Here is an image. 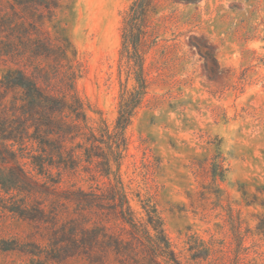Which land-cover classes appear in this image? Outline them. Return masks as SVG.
Wrapping results in <instances>:
<instances>
[{
	"label": "rangeland",
	"instance_id": "obj_1",
	"mask_svg": "<svg viewBox=\"0 0 264 264\" xmlns=\"http://www.w3.org/2000/svg\"><path fill=\"white\" fill-rule=\"evenodd\" d=\"M131 2L59 0L40 22L80 66L75 87L88 125L112 124L121 89L135 85L132 62L120 57ZM144 50L147 89L120 166L133 207L141 211L136 195L151 199L182 264H264V0H155ZM10 66L0 59V79ZM22 162L32 168L27 152ZM83 164L62 176L56 194L104 185ZM44 180L56 187L58 177ZM67 203L65 217L74 207ZM0 215V242L18 244L0 249V264H30L21 250L44 245L46 232Z\"/></svg>",
	"mask_w": 264,
	"mask_h": 264
},
{
	"label": "trees",
	"instance_id": "obj_2",
	"mask_svg": "<svg viewBox=\"0 0 264 264\" xmlns=\"http://www.w3.org/2000/svg\"><path fill=\"white\" fill-rule=\"evenodd\" d=\"M58 5L59 0H0V59L12 64L0 79V213L25 220L43 237L46 232L44 245L18 248L33 257L30 264L67 258L109 264L110 255L119 264H182L156 205L136 195L138 212L120 173L126 129L147 89L144 40L155 0H132L122 15L120 57L132 62L135 85L121 89L113 123L99 118L95 126L87 124L75 87L80 66L68 57V46L40 26ZM26 152L31 169L22 162ZM81 162L104 185L56 194L62 176ZM54 174L58 180L51 187L44 177ZM66 202L74 207L65 217ZM117 226L120 233L112 230ZM0 243L6 245L2 251L18 245Z\"/></svg>",
	"mask_w": 264,
	"mask_h": 264
}]
</instances>
